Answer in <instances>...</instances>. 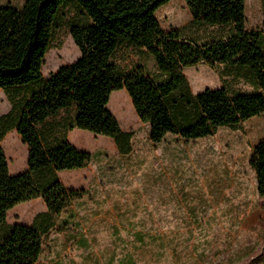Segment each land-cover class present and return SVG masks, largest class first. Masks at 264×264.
Masks as SVG:
<instances>
[{"label": "trees", "instance_id": "1", "mask_svg": "<svg viewBox=\"0 0 264 264\" xmlns=\"http://www.w3.org/2000/svg\"><path fill=\"white\" fill-rule=\"evenodd\" d=\"M169 1L26 0L22 7L0 6V90L12 104L0 117V264H35L56 218L86 193L67 187L58 175L93 161L91 152L67 139L68 131L108 136L119 152H131L133 131L124 130L108 107L114 91H127L154 143L169 133L187 140L209 136L264 113V18L261 28L248 29L246 0H185L195 24L231 28L227 37L198 44L180 29L162 27L156 12ZM68 2L78 8L69 24L81 55L44 77V59ZM122 46L153 56L165 79L156 81L141 66L122 70L113 61ZM201 63L224 65L223 75L243 79L254 91L222 86L194 93L183 69ZM13 129L28 147L27 169L18 174L10 172L1 143ZM250 164L264 198V140ZM36 198L47 210L32 224L8 222L11 209Z\"/></svg>", "mask_w": 264, "mask_h": 264}, {"label": "rangeland", "instance_id": "2", "mask_svg": "<svg viewBox=\"0 0 264 264\" xmlns=\"http://www.w3.org/2000/svg\"><path fill=\"white\" fill-rule=\"evenodd\" d=\"M25 1L0 0V6L22 7ZM77 12L73 2L62 7L63 22L46 53L44 77L80 57L69 24ZM245 14L248 29L261 28L264 0H246ZM156 16L164 29H180L198 44L231 32L227 26L195 24L185 0L169 1ZM113 61L122 70L141 66L156 81L165 79L145 50L122 46ZM225 71L224 65L206 63L183 69L194 93L222 86L254 91ZM108 107L124 130L133 131L132 150L123 154L111 137L71 131V141L91 152L93 161L78 174L63 175V183L86 193L56 218L35 264H264V198L250 164L264 140V113L209 136L187 140L169 133L154 143L150 125L139 118L125 89L112 93ZM11 108L1 89L0 117ZM1 143L10 172L25 171L27 145L17 130ZM45 207L41 198L21 203L9 211L8 222L32 224Z\"/></svg>", "mask_w": 264, "mask_h": 264}, {"label": "crops", "instance_id": "3", "mask_svg": "<svg viewBox=\"0 0 264 264\" xmlns=\"http://www.w3.org/2000/svg\"><path fill=\"white\" fill-rule=\"evenodd\" d=\"M75 129V128H74ZM71 131L72 130H70V131H68L67 132V139L69 140V141H71V138H70V133H71ZM72 142V141H71ZM73 143V142H72ZM74 144V143H73ZM27 153H28V147H27ZM28 157V156H27ZM87 167H85V168H81V169H74L73 171H71V172H66V170H61V171H58V175H59V177H60V179H61V181L63 182V178H62V176L63 175H66V174H78V173H80V172H82L83 170H85ZM36 199H38V198H36ZM36 199H33V200H30V201H27L28 203H30V204H32V203H34L35 201H36ZM42 199V198H41ZM43 200V199H42ZM47 210V207H45L44 209H42L41 211H37V213H39V212H42V211H46ZM36 213V214H37ZM35 217V216H34Z\"/></svg>", "mask_w": 264, "mask_h": 264}]
</instances>
